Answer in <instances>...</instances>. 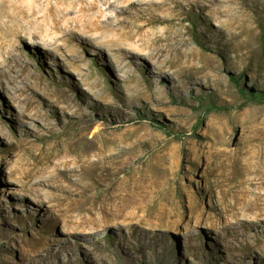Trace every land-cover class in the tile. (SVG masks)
<instances>
[{"label": "rangeland", "instance_id": "obj_1", "mask_svg": "<svg viewBox=\"0 0 264 264\" xmlns=\"http://www.w3.org/2000/svg\"><path fill=\"white\" fill-rule=\"evenodd\" d=\"M0 1V264H264V0Z\"/></svg>", "mask_w": 264, "mask_h": 264}, {"label": "bare ground", "instance_id": "obj_2", "mask_svg": "<svg viewBox=\"0 0 264 264\" xmlns=\"http://www.w3.org/2000/svg\"><path fill=\"white\" fill-rule=\"evenodd\" d=\"M0 6H3V1H0ZM68 14H71V12ZM65 15H67V13ZM65 15L61 18V20H65L68 24L64 29V32L66 33H72L77 27L80 28L81 31H85V28H90L92 25L89 20H85L84 24L79 25L78 18L69 20V18H65ZM49 17L50 14L44 13L40 17V20L34 21V31L24 28L21 22H14L9 32H11L15 37L22 35L29 41L30 44L38 47L36 50L39 52L42 51V56L50 55L49 52H51V50L62 52L68 45L67 40H65V37L63 36H58L59 30L57 29V23L53 19H49ZM73 22H75V27L70 26ZM22 54L23 52L15 42L10 44L5 54H0V73L4 75V77L8 78L7 82L9 86H13L18 81L23 82V80L26 79L24 75V68L22 66ZM18 67L20 70L16 69ZM30 78L34 83L39 80V78L33 74ZM0 85H2V89L6 88L3 82H0ZM16 91L23 94L26 91V88H17Z\"/></svg>", "mask_w": 264, "mask_h": 264}, {"label": "trees", "instance_id": "obj_3", "mask_svg": "<svg viewBox=\"0 0 264 264\" xmlns=\"http://www.w3.org/2000/svg\"><path fill=\"white\" fill-rule=\"evenodd\" d=\"M244 78V75H239L238 77H232L233 81L238 84L242 81ZM243 94L249 96L250 100L253 102H259V103H264V92H259V93H253L250 90L247 92L244 91Z\"/></svg>", "mask_w": 264, "mask_h": 264}]
</instances>
